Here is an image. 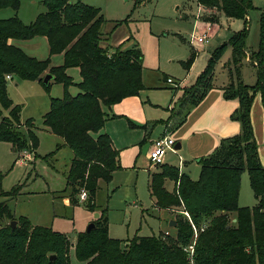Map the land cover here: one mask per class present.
<instances>
[{
    "label": "trees",
    "instance_id": "trees-1",
    "mask_svg": "<svg viewBox=\"0 0 264 264\" xmlns=\"http://www.w3.org/2000/svg\"><path fill=\"white\" fill-rule=\"evenodd\" d=\"M140 3L139 1H137ZM204 12L201 22L215 25L218 14L227 19L241 20L244 28L213 50L203 71L198 75L192 91L180 97L171 110L168 131L180 127L189 114L214 87V72L223 53L230 48L231 57L225 68L229 82L223 87L224 100H235L237 109L230 120L239 124L237 135L222 139L214 151L198 160L199 178L193 181L166 164L155 166L148 177V190L153 208L176 212L175 235L134 236L131 240H113L108 236L107 208L98 210L95 194L100 182L109 184L114 172L120 170L119 152L113 147L103 128L111 107L128 97L138 96L142 84L143 56L137 45L122 50L119 45L112 52L102 47L101 29L106 22L99 9L78 0H43L46 11L25 26L16 17L0 19V143L11 145L16 154L23 150L34 152L38 146L33 134V121L21 127V108L13 105L6 90V76L20 81L37 82L48 91L52 83L63 86L61 98H51L49 110L42 117L43 126L62 139L63 146L72 152L66 175V197L76 205L82 190L86 191L85 208L99 212L92 221L90 232L76 234L74 244L66 235L51 228L34 226L26 217L16 218L7 204L21 190L17 185L9 192L2 189L0 173V264H70L69 252L80 264H187L184 248L194 241L197 264H264V168L258 156L250 111L256 95L263 111L264 130V10L259 16V44L251 54L249 65L255 71V83H243L241 70L245 59V36L248 13L253 0H195ZM17 12L18 0H0V10ZM115 22L114 27L128 22ZM45 38L49 57L38 60L28 56L10 41ZM62 55L63 64L50 66V57ZM192 52L183 63L188 71L196 59ZM79 70L80 81L72 82L66 71ZM52 76L43 84V75ZM76 86L72 96L68 89ZM3 110L8 116L3 117ZM167 125L168 122L166 121ZM132 125V124H131ZM134 126V125H132ZM136 127V126H135ZM264 149V136H263ZM52 154L45 156L47 159ZM246 171L249 186L258 204L253 208L240 207L238 196L240 177ZM173 182V190L165 188ZM178 213V214H177ZM187 214L188 217L185 216ZM235 222H229V215ZM16 225L11 229L10 223ZM205 226V229H201Z\"/></svg>",
    "mask_w": 264,
    "mask_h": 264
},
{
    "label": "rangeland",
    "instance_id": "rangeland-1",
    "mask_svg": "<svg viewBox=\"0 0 264 264\" xmlns=\"http://www.w3.org/2000/svg\"><path fill=\"white\" fill-rule=\"evenodd\" d=\"M19 9L15 13L10 9L0 10V19L16 17L23 25H30L38 14L46 11L43 0H18ZM78 0H70L75 3ZM139 1L140 3H138ZM82 3L99 9L105 19L101 33L102 47L112 52L119 45L122 50L137 45L143 56V76L146 82L150 79L162 81L164 75L169 80L176 82L174 89L180 93V97L189 94L194 85H181L187 70L183 63L192 52H196V66L207 61L210 53L226 43L234 33L244 28L241 20L227 19L218 14L217 24H213L209 32L210 40L207 44L198 46L192 41L193 37L202 34L208 25H200L201 16L206 12H199L195 0H81ZM253 8L248 13L245 36V59L241 70V78L244 84L252 86L255 83V71L249 65L251 54L256 52L259 44V16L264 10V0H253ZM200 14V16H199ZM129 19L127 23L114 27L115 22ZM198 24L201 28L198 27ZM211 27V26H210ZM212 34V35H211ZM28 43V42H23ZM39 45L34 50L25 49L24 53L35 56L38 60L49 57V50L43 38L36 37L32 42ZM22 44V45H23ZM15 46V45H14ZM31 54V55H30ZM231 57L228 48L222 55L220 62L215 67L214 84L225 87L229 82L228 70L225 65ZM207 63V62H206ZM63 64L61 55L50 57V66L58 67ZM192 64V65H193ZM191 65V66H192ZM206 66V65H205ZM191 68V67H190ZM74 84L80 81L79 70L71 68L66 71ZM48 75L47 72L43 75ZM6 90L13 105L21 108L19 130L26 133L25 123L33 121V134L37 138L38 146L34 152L29 148L16 153H11L8 143H0V173L3 174L2 189L9 192L17 185L21 186L19 195L13 200L7 201L16 218L26 217L34 226L51 228L55 232L67 236L71 244L75 243L76 234L85 232L94 219V214L85 208V203H65L69 190L60 194L66 188V175L72 159V152L63 146L61 138L51 134L42 124V117L49 110L51 98H61L64 94L63 86L52 83L48 91L27 81L16 78L7 80ZM68 93L75 96L78 93L76 86L72 85ZM177 101V100H176ZM257 109L258 113L256 116ZM253 115V134L258 147L260 163L264 168L263 149V122L260 113L259 98L254 97L251 106ZM8 116V111L3 110V117ZM257 117V118H256ZM252 124V123H251ZM174 140V139H173ZM175 142V140H174ZM134 166L126 168L120 162V170L114 172L109 184L100 182L95 194V205L102 210L107 208L108 236L113 240H131L134 236H157L160 233L175 235V229L170 227V222L176 218V212L157 210L153 208V199L148 190V177L155 171L153 166L148 172L146 164L148 146H144L143 139L136 146ZM120 152V151H119ZM47 159L45 156L52 154ZM29 155V159L23 156ZM16 160V161H15ZM165 160V158H164ZM21 161V164L19 162ZM177 160L169 154L164 164L170 166ZM196 164V162L193 161ZM148 165V164H147ZM189 178L196 181L199 178L200 166L194 165L188 169ZM165 188L171 192L173 182L167 181ZM258 204L249 186V178L246 171L240 177V189L238 205L240 207L253 208ZM178 214V213H177ZM234 215H229V222L233 223ZM70 264H80L75 256L73 247L69 252Z\"/></svg>",
    "mask_w": 264,
    "mask_h": 264
},
{
    "label": "crops",
    "instance_id": "crops-1",
    "mask_svg": "<svg viewBox=\"0 0 264 264\" xmlns=\"http://www.w3.org/2000/svg\"><path fill=\"white\" fill-rule=\"evenodd\" d=\"M198 7L201 14L203 9L200 6ZM199 23H201L200 25L203 27L204 23ZM200 25L198 24L199 28H201ZM212 26L213 25H211L208 34L211 32ZM211 38L209 37L208 41ZM43 39L46 41L45 38ZM32 40H34V38L27 41H10V43L21 49L25 46V49L31 48L34 50L39 45L29 43L32 42ZM23 42L28 43L23 44ZM31 57L36 58L32 55ZM206 62L207 61L199 66H196L195 62L187 71L184 80L179 81V83L184 86L193 84L198 75L205 68ZM12 79L13 78L10 80ZM167 79L168 78L164 75L162 81H158L157 78L156 80L152 81L150 79V82H146L142 70V84L144 89L138 96L125 98L111 107L108 113L114 115V117L106 121L103 133L109 136L113 147L118 152L120 151L119 164L121 162L126 168L135 165L133 168L134 171L137 166V162L134 163L133 160L137 151L136 146L142 139L144 146H148L149 153L150 144L153 140L159 137L170 136L175 140V145H179V149L176 154L167 152L164 162L166 161V157L171 154L177 161L170 164V166L177 168L180 174L189 176L188 169H190L192 165L199 167L198 160L211 154L222 139L232 137L239 133V124L230 120V116L237 109L238 103L235 100L223 99L221 89L225 83L221 86L214 84V87L207 93L205 98L189 112L185 122L177 129L168 131L167 126L171 125V110L173 108L175 109L176 100L180 98V93L173 88L174 86L167 83ZM31 83L40 86L37 82ZM256 96L259 98L258 95ZM259 104L263 122V111L260 98ZM255 111L257 116V109H255ZM251 112L252 111H250V119L253 125V115L251 116ZM166 121L168 122L167 125L165 124ZM10 149L11 153L16 156L11 145ZM179 157L182 160L181 167H179ZM193 161L196 162V164L193 163ZM141 165L146 167L148 172L150 171L151 167L148 159L146 164L143 161ZM64 201L65 203L68 202L67 199Z\"/></svg>",
    "mask_w": 264,
    "mask_h": 264
},
{
    "label": "built area",
    "instance_id": "built-area-1",
    "mask_svg": "<svg viewBox=\"0 0 264 264\" xmlns=\"http://www.w3.org/2000/svg\"><path fill=\"white\" fill-rule=\"evenodd\" d=\"M207 28L205 29V31L202 34L197 35L196 37L192 38V41L195 43V45H204L208 43V39H209V34L208 31L210 29L209 24H207ZM11 77L10 76H6V80H10ZM167 83L174 86L175 82L167 79ZM175 142L174 140L170 137V136H164V137H159L155 140H153L150 144V150L147 156V159L149 161V165L150 166H158V165H162L164 164V158L165 155L167 154V152H172L174 154H176L177 150H175ZM23 158L29 159V155L26 154V156L24 155ZM179 167L182 166V160L179 157ZM21 164V161L19 162ZM264 198V195H263ZM78 199L80 202H84L87 199V193L86 191L82 190L78 196ZM186 217L187 214L184 213ZM205 226L201 229L204 230ZM193 231H194V241L187 247L184 248V252L186 253V262L187 264H197L196 260H195V250H194V246H195V238H196V230L193 227ZM165 236L169 235V233H164Z\"/></svg>",
    "mask_w": 264,
    "mask_h": 264
},
{
    "label": "water",
    "instance_id": "water-1",
    "mask_svg": "<svg viewBox=\"0 0 264 264\" xmlns=\"http://www.w3.org/2000/svg\"><path fill=\"white\" fill-rule=\"evenodd\" d=\"M52 80V76L51 75H45L44 77H43V80H42V82H43V84H48L50 81ZM179 149V145L177 144V145H175V150H178ZM99 217V214L98 213H95L94 214V219H97ZM233 222H235V221H233ZM15 225H16V222L15 221H13V222H11L10 223V226H11V229H13L14 227H15ZM175 225H176V223L174 222V221H171L170 222V227H175ZM94 228V225H93V223H91L88 227H87V229L85 230V232H90L92 229Z\"/></svg>",
    "mask_w": 264,
    "mask_h": 264
}]
</instances>
